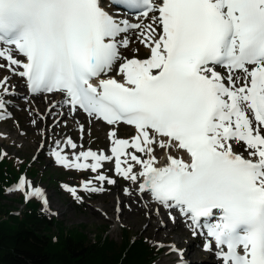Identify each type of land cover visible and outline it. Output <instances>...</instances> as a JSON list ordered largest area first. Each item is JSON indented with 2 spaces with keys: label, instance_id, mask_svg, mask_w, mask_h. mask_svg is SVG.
Wrapping results in <instances>:
<instances>
[{
  "label": "snow or ice",
  "instance_id": "snow-or-ice-1",
  "mask_svg": "<svg viewBox=\"0 0 264 264\" xmlns=\"http://www.w3.org/2000/svg\"><path fill=\"white\" fill-rule=\"evenodd\" d=\"M118 6L139 19L118 18L101 0H0V59L31 92L62 93L71 112L135 129L130 139L108 132L111 155L88 149L69 160L60 142L51 154L65 168L97 173L99 186L92 179L81 185L88 193L116 184L98 173L114 161L115 173L139 183L173 222L178 209L194 236L206 230L222 264H264V0ZM129 33L149 48L147 58L120 55ZM118 61L120 80L109 75ZM7 85L0 78V115ZM64 143L77 148L71 138ZM182 150L188 159L175 155ZM25 184L21 176L15 187ZM68 190L80 200L76 188ZM124 194L131 195L127 187Z\"/></svg>",
  "mask_w": 264,
  "mask_h": 264
},
{
  "label": "rangeland",
  "instance_id": "rangeland-1",
  "mask_svg": "<svg viewBox=\"0 0 264 264\" xmlns=\"http://www.w3.org/2000/svg\"><path fill=\"white\" fill-rule=\"evenodd\" d=\"M107 6L110 7L108 4ZM125 18L133 22L138 20L128 15ZM145 20L150 22L148 18H145ZM128 36L129 40L133 41L132 37L136 35L129 33ZM120 55L126 59H145V57L148 56V51L141 42L138 43L137 46H131L129 43L127 48L121 49ZM120 62L122 61H118L109 74L117 77V70ZM217 70L221 72L226 71L222 67H218ZM0 71L4 73L8 72L5 60L0 62ZM22 81L25 86L24 79H22ZM8 88L9 93L2 96V99L6 103L5 111L3 115H0V129L9 131L11 134L18 136L14 130L17 128L22 130L26 126L25 122L32 120L30 116L32 115V110L25 109V104H21V102H25L29 95L24 92L16 91L17 89ZM19 89H21V87ZM0 91H2V88H0ZM41 94L48 95V93ZM19 110L24 111L20 113ZM77 123L78 122H75L70 126L72 136L77 143L81 142L82 144L76 151L77 153L88 149L106 150L111 145L110 139L106 133L108 134V132L113 129L112 126L106 125L100 127L98 123H94V126H89L87 124L83 132H81L77 129ZM55 127L56 124H53L51 129L54 137L45 136L44 134L33 136L29 131H26V137L18 136L19 138L14 144L7 146L5 143H0V166L11 173L18 172L19 178L25 176L26 181L23 190L15 187L17 183L7 189L5 197L0 199V207H3V211L22 212L25 210L24 202H20V198L30 200L37 197L27 194L29 191L28 184L30 183L33 190L35 188L43 189L44 196L37 198L41 201V209L47 216L56 217L58 220L62 221L67 228L81 226L91 241H93L98 234L106 232L109 238H112L116 242H120L122 237L121 229H125L130 236L142 235L150 242L161 246L162 253L153 264H217V260L221 262L215 252L209 255L208 253H200L198 251L202 250L206 252L204 245L206 243L211 245L212 239L207 237L198 242L200 234L194 236L191 226V231L188 234L184 231L183 234L177 238V241H182L184 243V246L181 245V247L178 248L180 251L183 247H187V245H189V251H192V254L183 258L180 255V251L172 250V243L155 238L152 232L146 231L145 227L149 222L146 215L142 213L135 214L133 218L123 220L121 214L117 211V206H106L105 210H103L101 206H99L100 200L104 199L102 196L103 192L88 193L81 188L82 183L89 179H92L93 183L99 186V183L94 180L97 173L91 172L90 169L77 170L65 168L58 164L51 154V149L56 147L57 142H60L61 148L64 147L61 139L65 136L56 132ZM89 129H91V131H89ZM114 129L119 133L118 138L122 139H127L135 133L133 128L131 129L124 124L118 125L117 128ZM96 130L99 132L97 133ZM48 147H50V149H48ZM240 149H242V147ZM74 152L75 151L64 150L63 154L67 155L69 160H71ZM59 171L65 174L59 175ZM136 171H139L138 166ZM99 172H102L116 181V184L111 186L107 185L105 182V189L113 188L117 185H128V183H130V181H126L115 173L113 161L108 163L103 162L102 167L98 169V173ZM77 177L80 179L76 180ZM70 188L77 189L80 200H77L71 194L68 190ZM91 195L92 197H90ZM42 198L46 199L47 203L42 202ZM209 248L215 251L213 246ZM195 250H197L198 253H196Z\"/></svg>",
  "mask_w": 264,
  "mask_h": 264
},
{
  "label": "trees",
  "instance_id": "trees-1",
  "mask_svg": "<svg viewBox=\"0 0 264 264\" xmlns=\"http://www.w3.org/2000/svg\"><path fill=\"white\" fill-rule=\"evenodd\" d=\"M17 181L18 172L0 166V199ZM19 201L24 202L22 212L0 207V264H153L162 253L160 245L125 229L120 242L106 232L91 241L81 226L67 228L47 216L39 198Z\"/></svg>",
  "mask_w": 264,
  "mask_h": 264
},
{
  "label": "bare ground",
  "instance_id": "bare-ground-1",
  "mask_svg": "<svg viewBox=\"0 0 264 264\" xmlns=\"http://www.w3.org/2000/svg\"><path fill=\"white\" fill-rule=\"evenodd\" d=\"M134 18L139 19V17H134ZM132 39L133 41L130 40L131 46L133 45L137 46V44L140 43L139 39L136 36L132 37ZM121 49H120V53H121ZM146 49L148 51V56H149L150 50L148 47H146ZM148 56H146L145 58H147ZM3 61L4 60L0 59V62ZM6 66L8 72L4 73L0 71V78L7 76L8 87L13 88L15 90L17 89L16 91L19 92L27 93L29 96L27 97L25 102H21V104L23 105L25 104V109L27 108L29 110H32V115H30L32 117V120L29 121L27 119L28 121L25 122L26 124L25 128H23L22 130L20 128L14 130L16 131L18 136H22L25 138L26 137L25 132L29 131L31 134H33V136L44 134L45 136L54 137L53 131L51 129H52V125L56 124L55 131L58 132L60 135L65 136L61 139V142L64 145L63 149L65 151L76 152L79 149V147H81L82 144L81 142L77 143L75 138L72 136V131H70V126L72 124L78 122L77 129L79 131H81L80 125H83L84 128L86 127L87 124L89 126H94V123H98L100 127L107 125L105 122L98 120L94 117L93 118L88 117L87 115L83 114V112L80 110L71 113V111L68 109L66 105L61 106L64 99L62 93L57 92V93H50V95H43L39 92L38 93L31 92L28 89L27 82L24 86L22 81L23 78L19 77V75L13 74L9 70V64L7 63V61H6ZM109 75L113 78H116L117 80L121 79L118 70H117V77L111 74ZM102 78H107V77H102ZM24 79L26 81V78ZM20 87L22 90L19 89ZM53 105H55V107H53ZM24 110H19V112L23 113ZM49 112H51L52 114L49 115ZM61 113L64 114L62 119L60 118ZM33 121H35V123H33ZM117 126L118 125L112 127L117 128ZM129 128L134 129V126H129ZM89 131H91V129H89ZM96 132L98 133L99 131L96 130ZM135 134L136 133H134L133 135ZM106 135L108 134L106 133ZM18 136L11 134L9 131L0 129V143H5L7 146L14 144L18 140L19 138ZM117 137H119L118 132H117ZM68 138H71L73 142L77 144V148L75 150L65 145L64 142ZM127 139H130V137ZM110 147L111 145L106 150H93V151H97L98 153L103 151L106 155H111ZM48 149H50V147H48ZM240 150L242 149L237 148L238 152H240ZM165 155L166 153L161 152L159 149H157V157L161 162H163V160L165 159ZM175 155L180 158L188 159L186 152H184L183 150L178 153H175ZM105 162L108 163L107 161ZM125 187H127L130 190L131 195L124 194ZM138 189H139V183L133 184L132 182L128 183V185H117L113 188H107L102 193L104 199L100 200L99 206H101L103 210H105L106 206H117V211L119 212V214H121V218L123 220L131 219L134 217L135 214L142 213L146 215L147 218L149 219L148 225L145 227L146 231L152 232L155 238L162 239L165 242L172 243L171 246H174L176 249L180 248L181 245L184 246V243L182 241H177V238L181 236L184 231H186L187 234L191 231L190 223L184 219L185 218L184 216H181L178 209L171 210V216L175 217V222H173V220L170 219L169 209L164 208L162 205L152 200L150 193L145 192L143 194L142 193L140 194ZM207 237L208 236L206 235V230H205L203 235L200 234V237L198 238V242ZM188 247L189 245H187V247L185 248L183 247V249L180 251V255L183 258L192 254V251H189ZM195 251L196 253H198L197 250ZM198 251L200 253H208L209 255H212L214 253L213 250L208 248L206 249V252L202 250H198ZM217 264H222V263L219 260H217Z\"/></svg>",
  "mask_w": 264,
  "mask_h": 264
}]
</instances>
